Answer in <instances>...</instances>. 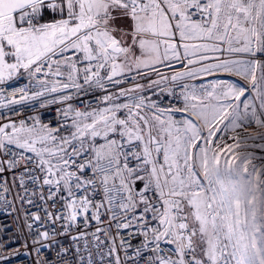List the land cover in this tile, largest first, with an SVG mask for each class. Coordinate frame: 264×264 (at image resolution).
<instances>
[{
  "label": "snow or ice",
  "instance_id": "snow-or-ice-1",
  "mask_svg": "<svg viewBox=\"0 0 264 264\" xmlns=\"http://www.w3.org/2000/svg\"><path fill=\"white\" fill-rule=\"evenodd\" d=\"M36 104L61 105L55 127L0 114L19 188L0 200L37 209L21 213L32 251L264 264V133L248 131L264 128V0H0V109Z\"/></svg>",
  "mask_w": 264,
  "mask_h": 264
},
{
  "label": "built area",
  "instance_id": "built-area-1",
  "mask_svg": "<svg viewBox=\"0 0 264 264\" xmlns=\"http://www.w3.org/2000/svg\"><path fill=\"white\" fill-rule=\"evenodd\" d=\"M163 70L168 71L167 69ZM137 79L139 80V77H137ZM140 82L143 83L144 81ZM13 95H18V93L12 90L7 92V96L9 98ZM157 102L162 107H167L169 104L176 103L172 97L159 94ZM16 107L20 110L19 116H17L15 113H9L7 108L0 109V114H3L5 118L10 116L12 119L16 120L21 118L26 119L29 116L37 115L40 117L42 122L50 123L51 126L55 127L56 120L59 119L57 115V109L61 107V105L51 104L46 108H40L38 104H36L35 107L31 105H18ZM177 116H179V114H177ZM19 171V169L16 170V175L19 174ZM13 175L14 174L12 172L0 173V183H3L4 180H7L11 189L10 193H3L0 191V195H5L9 201L13 200L16 192L19 191L18 186H12ZM15 207L16 209H19V211H13L11 208L6 207L4 201L0 200V252H3V255L5 256H7L8 253L13 250H19L20 252V255L18 256H10L7 264H36L37 261H40L41 264H45V262L46 264H59V258L57 257V245L40 248L39 254L31 250V238L27 234V230L25 228V218L21 213L23 212L24 208H27L31 212H36L37 209L28 205H25L24 208H21V205L18 202L16 203ZM40 214L42 217H44L43 212ZM122 236H124L125 239L131 241L132 244H136L138 242L137 239L127 236L126 233H122ZM57 239L59 241V245H62L63 247H68L70 245V240L66 237H57ZM25 242L29 243L28 250L23 247ZM164 247L167 248L168 246ZM29 252L30 254H26ZM0 264H6V262L0 261Z\"/></svg>",
  "mask_w": 264,
  "mask_h": 264
},
{
  "label": "rangeland",
  "instance_id": "rangeland-1",
  "mask_svg": "<svg viewBox=\"0 0 264 264\" xmlns=\"http://www.w3.org/2000/svg\"><path fill=\"white\" fill-rule=\"evenodd\" d=\"M210 79H211V77L206 78L204 80V82L207 83ZM148 95H151V93H148ZM152 98L154 100H158V95L157 96H153ZM248 131H249L250 134L256 135L258 132L264 133V128H256L255 126H253L252 128H249Z\"/></svg>",
  "mask_w": 264,
  "mask_h": 264
}]
</instances>
